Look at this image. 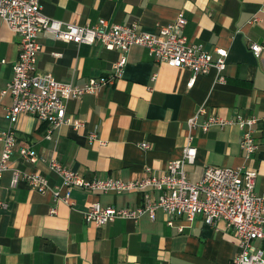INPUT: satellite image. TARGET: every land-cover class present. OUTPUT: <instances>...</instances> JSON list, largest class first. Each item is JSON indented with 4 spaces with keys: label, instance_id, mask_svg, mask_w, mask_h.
Here are the masks:
<instances>
[{
    "label": "crops",
    "instance_id": "obj_1",
    "mask_svg": "<svg viewBox=\"0 0 264 264\" xmlns=\"http://www.w3.org/2000/svg\"><path fill=\"white\" fill-rule=\"evenodd\" d=\"M40 1L49 18L78 25H95L103 18L109 27L135 25L147 33H156L181 11L187 19L182 34L188 42L201 44L213 59L216 49L227 51L224 80L211 68L189 85L191 70L157 62L146 48L133 45L122 75L112 85L66 100V114L80 118L84 125L75 129L62 124L51 139L45 137L47 124L33 115L22 113L11 124L6 118L10 97L5 95L0 101V130L14 129L11 167L38 171L56 185L60 178L48 165L55 158L86 179L127 181L141 177L145 166L156 174L165 171L170 160L181 158L190 133L197 148L194 162L184 164L190 181L198 180L206 166L246 167L256 171L254 189L264 187V0ZM38 41L36 69L59 81L82 84L106 76L119 57L118 50L98 42H67L45 30ZM252 42L262 46L258 57L250 49ZM18 52V35L0 18V92L12 77ZM201 107L204 113L198 115V122L213 113L227 119L256 118L254 153L245 158L242 131L236 124L189 132L187 120ZM90 132L97 138L89 140ZM142 142L148 147L143 148ZM25 146L39 155L36 163L19 155ZM10 177L8 169L0 179V198L7 203L0 208V264H235L238 238L223 220L211 226L200 215L191 222L181 216L168 225V216L158 209L154 220L144 214L137 220L87 224L82 212L91 202L134 207L142 201V190L73 188L69 206L24 182L11 186ZM256 244L264 248V243Z\"/></svg>",
    "mask_w": 264,
    "mask_h": 264
},
{
    "label": "built area",
    "instance_id": "obj_2",
    "mask_svg": "<svg viewBox=\"0 0 264 264\" xmlns=\"http://www.w3.org/2000/svg\"><path fill=\"white\" fill-rule=\"evenodd\" d=\"M0 18L19 38V52L12 64V77L0 92V101L5 95L10 97L6 118L14 124L22 113L35 116L47 124V139H51L53 130L62 124H69L75 129L84 125L80 118L66 114V100L112 85L122 75L127 52L133 45L146 48L157 62L191 70L189 85L197 74H206L211 68L216 70L219 80H224L221 72L226 65L227 51L216 49L217 58L213 59L201 44L188 42L182 34L187 19L181 11L172 22L160 26L156 33L141 32L135 25L113 24L109 27L103 18L95 25L63 22L45 16L40 0H0ZM44 30L67 42H98L106 49L118 50L119 57L106 76L92 77L82 84L56 80L51 73L38 71L35 67L41 50L38 35ZM250 49L258 57L262 46L252 42ZM201 113H204V107L187 120L189 132L197 127L206 131L214 125L236 124L242 131L240 148L245 158L257 149L258 141L253 128L256 118L237 116L227 119L213 113L198 122ZM95 138L96 133L90 132L89 140ZM186 138L181 158L170 160L165 171L156 174L145 166L141 177L127 181L117 177L86 179L78 171L51 158L49 168L60 178L59 184L51 185L38 171H22L10 166L16 145L14 129L10 126L0 130V179L10 169L11 186L24 182L30 189L49 192L54 202L61 201L69 206L73 205V188L113 193L142 190V201L134 207L103 206L98 201L91 202L82 212L84 221L99 226L116 218L137 220L144 214L154 220L158 209L168 216V225L173 224L175 217L181 216L191 222L200 215L203 222L211 226L223 220L238 238L239 252L234 259L235 264H264V248L256 244V241L264 243V187L260 191L254 189L256 171L246 167L206 166L198 180L190 181L184 164L194 162L197 148L192 144L190 133ZM141 146L147 148L148 144L142 142ZM19 155L32 164L39 160L37 152L28 146L21 147ZM6 207V201L0 198V208ZM54 212L55 208H51L50 213Z\"/></svg>",
    "mask_w": 264,
    "mask_h": 264
}]
</instances>
